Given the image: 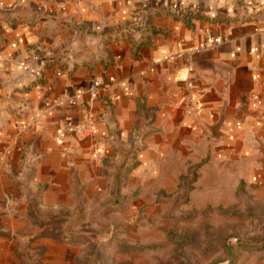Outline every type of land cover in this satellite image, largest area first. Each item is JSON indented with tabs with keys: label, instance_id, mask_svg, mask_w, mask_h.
<instances>
[{
	"label": "crops",
	"instance_id": "crops-1",
	"mask_svg": "<svg viewBox=\"0 0 264 264\" xmlns=\"http://www.w3.org/2000/svg\"><path fill=\"white\" fill-rule=\"evenodd\" d=\"M191 167L189 193H264V0H0V198Z\"/></svg>",
	"mask_w": 264,
	"mask_h": 264
},
{
	"label": "rangeland",
	"instance_id": "rangeland-1",
	"mask_svg": "<svg viewBox=\"0 0 264 264\" xmlns=\"http://www.w3.org/2000/svg\"><path fill=\"white\" fill-rule=\"evenodd\" d=\"M193 175L180 193L114 184L56 206L24 182L0 198V264H263L264 193H189Z\"/></svg>",
	"mask_w": 264,
	"mask_h": 264
},
{
	"label": "built area",
	"instance_id": "built-area-1",
	"mask_svg": "<svg viewBox=\"0 0 264 264\" xmlns=\"http://www.w3.org/2000/svg\"><path fill=\"white\" fill-rule=\"evenodd\" d=\"M99 88V82L94 81L90 87V92L93 97L96 96L97 90ZM144 134H138L137 132L135 133L134 140H133V150L135 151L137 148H140L142 146V138Z\"/></svg>",
	"mask_w": 264,
	"mask_h": 264
},
{
	"label": "trees",
	"instance_id": "trees-1",
	"mask_svg": "<svg viewBox=\"0 0 264 264\" xmlns=\"http://www.w3.org/2000/svg\"><path fill=\"white\" fill-rule=\"evenodd\" d=\"M129 193H136V192H129ZM139 193V192H138ZM119 204V201L116 202V205ZM120 246H126V247H129V245L125 244V243H120ZM219 264H224V262L222 263H219Z\"/></svg>",
	"mask_w": 264,
	"mask_h": 264
},
{
	"label": "water",
	"instance_id": "water-1",
	"mask_svg": "<svg viewBox=\"0 0 264 264\" xmlns=\"http://www.w3.org/2000/svg\"><path fill=\"white\" fill-rule=\"evenodd\" d=\"M137 133L142 135L144 132L142 130H139Z\"/></svg>",
	"mask_w": 264,
	"mask_h": 264
}]
</instances>
